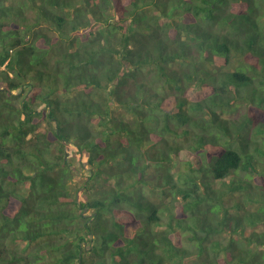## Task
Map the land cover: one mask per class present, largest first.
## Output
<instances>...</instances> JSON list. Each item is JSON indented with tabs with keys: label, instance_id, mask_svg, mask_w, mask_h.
Masks as SVG:
<instances>
[{
	"label": "trees",
	"instance_id": "16d2710c",
	"mask_svg": "<svg viewBox=\"0 0 264 264\" xmlns=\"http://www.w3.org/2000/svg\"><path fill=\"white\" fill-rule=\"evenodd\" d=\"M0 264H264V0H0Z\"/></svg>",
	"mask_w": 264,
	"mask_h": 264
},
{
	"label": "rangeland",
	"instance_id": "374dc122",
	"mask_svg": "<svg viewBox=\"0 0 264 264\" xmlns=\"http://www.w3.org/2000/svg\"><path fill=\"white\" fill-rule=\"evenodd\" d=\"M174 171H176V170H174ZM83 180H84V179H82V182H83ZM24 246H26V243H22V244H21V247H24Z\"/></svg>",
	"mask_w": 264,
	"mask_h": 264
}]
</instances>
